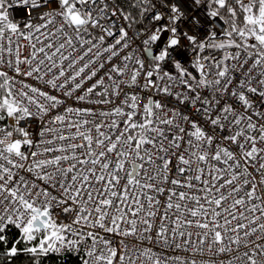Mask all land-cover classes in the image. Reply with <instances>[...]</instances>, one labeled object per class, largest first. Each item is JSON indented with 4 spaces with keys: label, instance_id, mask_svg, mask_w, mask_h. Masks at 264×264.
Returning a JSON list of instances; mask_svg holds the SVG:
<instances>
[{
    "label": "snow or ice",
    "instance_id": "snow-or-ice-1",
    "mask_svg": "<svg viewBox=\"0 0 264 264\" xmlns=\"http://www.w3.org/2000/svg\"><path fill=\"white\" fill-rule=\"evenodd\" d=\"M0 264H264V0H0Z\"/></svg>",
    "mask_w": 264,
    "mask_h": 264
}]
</instances>
